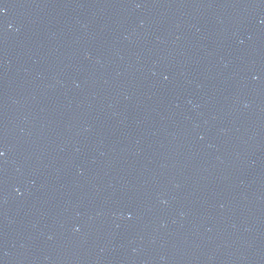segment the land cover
I'll return each instance as SVG.
<instances>
[{"label":"water","instance_id":"95a60500","mask_svg":"<svg viewBox=\"0 0 264 264\" xmlns=\"http://www.w3.org/2000/svg\"><path fill=\"white\" fill-rule=\"evenodd\" d=\"M0 264H264V0H0Z\"/></svg>","mask_w":264,"mask_h":264}]
</instances>
